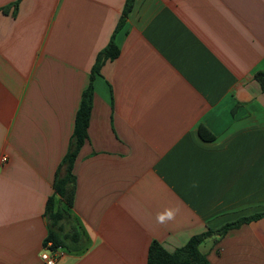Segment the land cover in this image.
Instances as JSON below:
<instances>
[{
  "label": "crops",
  "instance_id": "crops-1",
  "mask_svg": "<svg viewBox=\"0 0 264 264\" xmlns=\"http://www.w3.org/2000/svg\"><path fill=\"white\" fill-rule=\"evenodd\" d=\"M125 3L0 0V264H45L48 200L66 208L56 173L112 37L62 221L79 241L56 264H147L154 240L173 252L264 212V0H134L118 27ZM199 249L264 264V216Z\"/></svg>",
  "mask_w": 264,
  "mask_h": 264
},
{
  "label": "trees",
  "instance_id": "trees-1",
  "mask_svg": "<svg viewBox=\"0 0 264 264\" xmlns=\"http://www.w3.org/2000/svg\"><path fill=\"white\" fill-rule=\"evenodd\" d=\"M134 0H126L123 14L118 23L121 26L127 14L132 9ZM120 50L112 37L105 48L100 50L96 56L95 62L91 70V79L89 85L84 89L80 106L78 108L75 120V129L69 145V148L60 163L57 170L54 188L55 193L60 196V200L65 204L66 208L55 209L54 198L50 197L47 204L46 214L50 219L52 229L45 239V245L50 241L52 248L65 247L72 249L74 242L79 241L77 229L73 228L72 232L65 231L63 220H68L70 217L69 210L73 205L75 176L73 174L74 161L77 154L87 137V127L89 124L90 112L93 103V79L101 66L108 60L118 57ZM255 79L260 83L264 91V69L255 73ZM199 134L204 140L211 141L215 139V135L204 125L199 126ZM264 216V212L256 213L251 216H245L222 226V228L213 230L208 229L205 232L192 236L189 241L177 248L173 252H169L160 242L152 241L147 264H210L205 253L201 252L199 245L210 235H224L229 229L240 226L242 223L258 219ZM60 222L62 224L60 225Z\"/></svg>",
  "mask_w": 264,
  "mask_h": 264
},
{
  "label": "built area",
  "instance_id": "built-area-1",
  "mask_svg": "<svg viewBox=\"0 0 264 264\" xmlns=\"http://www.w3.org/2000/svg\"><path fill=\"white\" fill-rule=\"evenodd\" d=\"M62 247L52 248V242H48L42 249L40 258L45 264H56L58 256L62 253Z\"/></svg>",
  "mask_w": 264,
  "mask_h": 264
},
{
  "label": "clouds",
  "instance_id": "clouds-1",
  "mask_svg": "<svg viewBox=\"0 0 264 264\" xmlns=\"http://www.w3.org/2000/svg\"><path fill=\"white\" fill-rule=\"evenodd\" d=\"M171 218H173V212L171 210H166L164 213H160L157 216V220L161 223Z\"/></svg>",
  "mask_w": 264,
  "mask_h": 264
}]
</instances>
